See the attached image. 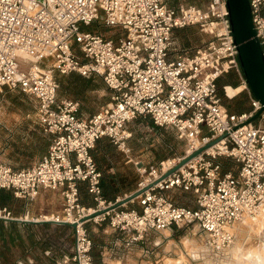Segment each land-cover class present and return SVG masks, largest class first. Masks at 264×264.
I'll list each match as a JSON object with an SVG mask.
<instances>
[{
	"label": "built area",
	"instance_id": "1",
	"mask_svg": "<svg viewBox=\"0 0 264 264\" xmlns=\"http://www.w3.org/2000/svg\"><path fill=\"white\" fill-rule=\"evenodd\" d=\"M248 2L264 56V0ZM99 18L122 35L106 37L88 28ZM191 25L213 38L191 54L172 48L173 31ZM55 70L99 77L109 102L83 117L77 100L57 98ZM229 72L247 89L248 111L232 112L220 101L217 80ZM1 87L32 96L39 122L52 136L30 167L15 170L0 161V189L21 199H33L40 189L61 190V212L42 219L75 226L70 251L54 264H101L92 256L89 220L107 222L124 235L128 249L148 233L195 224L207 247L220 252L233 244L234 225L264 204V110L251 120L262 104L247 88L225 0H212L205 9L175 8L163 0H0ZM137 117L171 127L188 144L184 156L162 160L149 171L141 168L146 177L135 197L139 210L104 199L102 172L92 154L101 138L124 148L131 137L128 124ZM219 156L234 167L223 170ZM81 183L95 207L81 203ZM171 189L190 190L196 206L175 203L166 194ZM0 218H10L5 208ZM118 241L112 246H120Z\"/></svg>",
	"mask_w": 264,
	"mask_h": 264
},
{
	"label": "rangeland",
	"instance_id": "2",
	"mask_svg": "<svg viewBox=\"0 0 264 264\" xmlns=\"http://www.w3.org/2000/svg\"><path fill=\"white\" fill-rule=\"evenodd\" d=\"M163 1L168 6L175 8L184 5L197 6L203 9L207 8L212 2V0ZM80 26L82 29L92 28L106 37L116 38L122 35V31L119 29L104 27L101 18L94 22L91 27L87 28L84 24ZM212 38L213 34L201 30L197 25H191L173 31L171 46L175 50H187L191 54ZM54 75L58 82L57 98L77 100L83 117L99 111L109 102V91L99 77H82L74 72L59 74L56 70ZM222 77L224 79H219L218 82L220 84L223 81L222 83L227 85L226 93L231 97H227L224 89L219 87L218 96L221 103L230 110L235 111V108L249 110L251 105L247 89L241 87L242 84L238 76L231 72ZM238 87H241V89L234 92L233 89ZM36 119V103L32 96L8 87L0 88L1 161L10 164L13 168L27 167L31 166L40 154L46 150L49 143L48 137L40 129ZM128 127L131 131V137L126 141L123 150L108 139L98 141L93 150V156L99 168L104 171L109 167H113V175L116 177L118 186L123 189L140 186V183L146 177L140 174L141 168L146 167L149 171V169L157 167L162 160L184 156L188 149L186 141L178 138L174 129L156 126L149 117H137L128 124ZM126 149L128 151H124ZM218 161L222 164L223 170L234 167L233 161L226 156H219ZM166 194L177 204L190 207L196 206L195 195L190 190L171 189ZM6 197H8L7 193L0 194V204ZM84 198L88 199L87 196H84ZM45 199L44 210L46 211L43 212H61L60 192L53 193L49 199L46 196ZM9 204L14 216L23 211L25 204L30 212L29 218L35 217L40 212L38 210L39 204L32 199L26 201L10 200ZM121 208H138L137 200L135 199ZM9 216H11L10 212ZM257 222L260 226L252 222L249 225H241L240 223L235 225L236 227L233 228L235 233L234 243L220 252H213L207 247L204 235L195 224L172 226V230L151 232L145 236L134 251H130L126 263V257H123V254L127 255V251L123 250L122 241H119L121 242L119 250L113 249L114 251H120L119 253H113V250L109 249L111 246L109 241L112 237L107 232L109 230L103 231L106 222H103V227L100 228L94 222L89 221L85 224V227L92 241L103 245L100 250L106 252V258L115 262L119 259L122 261L120 264H253L258 255L264 260V221L257 220ZM58 235L57 247H65L71 242V230L68 227H63ZM120 238L124 239V236H120ZM237 246L241 252L243 251L242 255L245 257L252 252L254 253L250 255L248 260H241L240 257L236 256V254L241 255L240 250H237ZM140 248L143 250V256L138 254ZM100 250L96 246L93 247L95 259L101 257ZM236 250L237 252H235ZM136 260L137 262H135Z\"/></svg>",
	"mask_w": 264,
	"mask_h": 264
},
{
	"label": "crops",
	"instance_id": "3",
	"mask_svg": "<svg viewBox=\"0 0 264 264\" xmlns=\"http://www.w3.org/2000/svg\"><path fill=\"white\" fill-rule=\"evenodd\" d=\"M36 120H37V123L40 129L48 137V141H49L48 146H49L52 136L49 133L44 131L42 125L39 122L38 117ZM102 139H106V138H101L100 140ZM48 146L46 150L40 154L39 158L32 165H34L41 159V157L46 153ZM93 150H92V154H93ZM1 162L8 164L4 161H1ZM97 166L99 168L98 164ZM27 167H30V166H27ZM27 167H22V168H27ZM22 168L12 167V169H15V170H19ZM99 170L102 172V177H101L102 195L106 201L114 203V205H116L118 208H121V207L126 206L130 202H133L136 199L135 197L130 198V199H127V198L131 194L140 190L139 186L129 188V189L128 188L123 189L122 187L118 186L116 177L113 175L114 174L113 167H109L108 169L104 171H102L100 168ZM56 192L61 193V190L60 189L58 190L40 189L37 196H35L32 199V200H35L37 204H39L38 210L40 212H38L35 215V217L29 218L30 212H29V209L26 208V204H25L23 211L16 216L12 215L13 212L10 209V204H9L10 200H25L26 201L28 199L16 198L14 197L13 193L10 190L0 189V194L7 193V196H8L2 200V204H0V209L5 208L11 214L10 218H7V219L0 218V264H54V261L57 257L70 251V247L73 244L72 226L66 225V224H59V223H55V222L42 219L44 215L48 216L51 214H56V212L55 213L43 212V211H46L44 210L45 203H46L44 202L46 200L45 197L47 196L49 199L52 197L53 193H56ZM79 196H80L81 203L85 207H91V208L95 207V202L93 201L91 196L86 192L85 183H81L79 186ZM84 196H87L88 199L84 198ZM61 200H62V194H61ZM133 209L139 210L140 207L138 205V208H133ZM102 224L103 222L100 224H96V225L101 228L103 227ZM63 227H68L71 230L72 239H71V242L67 246L57 247L58 240H59L58 233H60L63 230ZM106 230H109L107 232L110 233L112 237L111 241H109L111 244L109 249L119 250L120 249L119 247H121V245L113 247L112 243L115 240L118 241L116 237H118L119 241H121L122 238H120V236L122 237L124 235L111 229L108 226L107 222H106V227L103 229V231L106 232ZM170 230H172V228H170ZM94 246L98 247L99 250L103 247L102 244L93 242V247ZM138 246H139V243L132 246L131 249H128L124 247L123 245V250L127 251V255L123 254V257H126L125 263L128 262L127 261L129 259L128 254L130 253V251H134L135 248H137ZM99 252L101 254V257H96L95 259L93 256V248H92L93 259L94 261L98 263H101V264H112V263L120 264L122 263V261L119 259L116 260V262L107 259L105 255L106 252L102 250H100ZM117 252L119 253L120 251L113 250V253H117ZM142 252L143 250L140 248L138 250V254L142 255ZM135 262H137V260Z\"/></svg>",
	"mask_w": 264,
	"mask_h": 264
},
{
	"label": "water",
	"instance_id": "4",
	"mask_svg": "<svg viewBox=\"0 0 264 264\" xmlns=\"http://www.w3.org/2000/svg\"><path fill=\"white\" fill-rule=\"evenodd\" d=\"M225 3L228 11L231 36L238 51V59L246 84L254 98L259 100L262 104L261 109L252 116L251 120H253L264 110V56L262 47L252 22L248 0H225ZM218 139L219 138L211 141L206 146L191 153L188 157H185L177 166L165 173L164 176L173 172L177 167L196 156ZM140 192L141 190L136 191L127 199L136 197ZM71 226L74 227L75 224Z\"/></svg>",
	"mask_w": 264,
	"mask_h": 264
},
{
	"label": "bare ground",
	"instance_id": "5",
	"mask_svg": "<svg viewBox=\"0 0 264 264\" xmlns=\"http://www.w3.org/2000/svg\"><path fill=\"white\" fill-rule=\"evenodd\" d=\"M241 87H243L242 85H241ZM241 87H238V88H235V89H233V91L234 92H238L240 89H241ZM226 88H227V86H226ZM256 218H257V220L258 221H264V204L260 207V209L256 212V214L254 215V216H250V215H244L242 218H241V220L239 221V222H237L235 225H237L238 223H240L241 225H249L251 222L253 223V224H256V225H259L258 224V222H257V220H256ZM256 220V222H254ZM252 224V225H253ZM234 225V227L233 228H235L236 226ZM260 226V225H259ZM262 226V225H261ZM261 228V227H260ZM166 230V229H165ZM164 231V230H163ZM234 232V231H233ZM234 243V242H233ZM237 245H239V244H237ZM230 247V246H229ZM228 248V247H227ZM226 248V249H227ZM239 249V247L237 246V250ZM237 250L235 251V252H237ZM240 250V249H239ZM246 250V249H245ZM253 250V249H252ZM240 252H241V250H240ZM243 252V251H242ZM240 253L241 255H239V254H236V256H238V257H240V259L241 260H248L249 258H250V255L252 254V253H254V252H252L251 253V251H250V255H247L246 257L245 256H243L242 254L243 253ZM246 253V252H245ZM235 254V253H234ZM264 256V255H263ZM256 261L253 263V264H261V263H264V260H263V258L262 257H260V255H258V256H256ZM250 261V260H249Z\"/></svg>",
	"mask_w": 264,
	"mask_h": 264
},
{
	"label": "trees",
	"instance_id": "6",
	"mask_svg": "<svg viewBox=\"0 0 264 264\" xmlns=\"http://www.w3.org/2000/svg\"><path fill=\"white\" fill-rule=\"evenodd\" d=\"M229 73H231V72H229ZM229 73H227V74H229ZM225 75H226V74H224V76H225ZM222 76H223V75H222ZM222 76L219 77V79H221V80L224 79V77H222ZM219 79H218V80H219ZM218 80H217V84H218L219 87H222V86L225 85L224 83H222L223 81L219 84ZM235 85H236V84H235ZM228 86H229V85H228ZM228 96H229V95H228ZM229 97H231V96H229ZM248 99H249V97H248ZM229 110H230V109H229ZM230 111H232V112H236V111H237V112H242V111H248V110H238V108H235V111H234V110H230ZM98 141H99V140H98ZM98 141H97V142H98Z\"/></svg>",
	"mask_w": 264,
	"mask_h": 264
}]
</instances>
